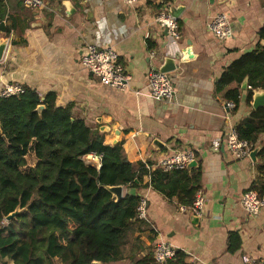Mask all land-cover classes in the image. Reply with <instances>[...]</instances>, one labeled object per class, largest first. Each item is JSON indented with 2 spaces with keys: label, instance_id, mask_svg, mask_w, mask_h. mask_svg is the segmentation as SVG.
I'll use <instances>...</instances> for the list:
<instances>
[{
  "label": "crops",
  "instance_id": "1",
  "mask_svg": "<svg viewBox=\"0 0 264 264\" xmlns=\"http://www.w3.org/2000/svg\"><path fill=\"white\" fill-rule=\"evenodd\" d=\"M45 1L46 7L35 13L23 0H4L7 16H19L22 25L9 34L0 31V39L8 41L0 61V90L18 82L43 97L56 92L59 105L73 104L74 115L103 133L106 144L122 143L133 164L156 168L166 155L186 149L195 151V167L203 164L201 189L207 203L199 220L181 211L176 197L154 190L150 175H144L139 195L147 198L148 220H134L121 257L110 264L154 259L161 240L185 252L186 264H245L244 255L264 260V209L251 216L241 204L243 194L264 179L258 170L264 160L258 154L255 159L251 155L238 159L225 143L230 126H237L253 107L247 104V90L241 88L235 111L216 92L225 68L256 49L264 25V0H137L133 5L124 0ZM161 12L175 15L179 40L173 41L157 21ZM219 14L226 16L233 31L224 41L209 29ZM103 16L131 29L115 46L133 76L125 92L103 84L81 62L94 22ZM167 56L177 59V68L170 73L175 95L158 101L147 95V78ZM263 147L264 133L255 145L258 151ZM232 232L239 235V242L232 244Z\"/></svg>",
  "mask_w": 264,
  "mask_h": 264
},
{
  "label": "trees",
  "instance_id": "2",
  "mask_svg": "<svg viewBox=\"0 0 264 264\" xmlns=\"http://www.w3.org/2000/svg\"><path fill=\"white\" fill-rule=\"evenodd\" d=\"M0 0V31L18 30L19 16H7ZM25 16V23L28 22ZM264 25L258 31L256 49L227 66L216 83V92L240 105L241 85L249 79L247 104L255 89L264 90ZM236 84L234 87H230ZM25 86V85H24ZM44 105L42 112L37 110ZM74 105H59L56 92L44 97L25 86L22 94L0 97V264H110L121 257L126 234L137 218L143 177L168 198L192 205L201 186L202 162L186 170L148 169L127 160L122 143L108 145L105 135L73 113ZM239 137L255 148L264 133V106L251 109L237 124ZM95 154L101 166L84 156ZM264 160V147L258 152ZM264 176V163L258 166ZM139 181V183L136 182ZM135 188L117 201L105 186ZM253 189L264 195V179ZM18 206L28 207L11 222L5 216ZM232 244L239 235L232 232ZM186 254L165 264H186ZM141 264H155L145 259Z\"/></svg>",
  "mask_w": 264,
  "mask_h": 264
},
{
  "label": "built area",
  "instance_id": "3",
  "mask_svg": "<svg viewBox=\"0 0 264 264\" xmlns=\"http://www.w3.org/2000/svg\"><path fill=\"white\" fill-rule=\"evenodd\" d=\"M126 4L133 5L137 0H124ZM24 4L33 10H42L46 7L45 0H23ZM157 21L164 26L173 41L181 38L176 18L168 13L161 12L157 16ZM209 29L215 37L224 41L232 34V27L225 15L219 14L213 18L209 24ZM130 28L123 23L110 22L106 16L100 17L94 22V32L92 38L85 43L87 53L82 57V65L96 75L103 84L109 85L120 91L129 90L133 81V76L126 70L125 66L120 62L115 46L121 40L130 35ZM147 95L158 101H170L175 95V86L170 73L161 72L155 69L149 72L147 78ZM25 86L22 83L14 82L3 85L0 90V97H9L22 94ZM230 109L235 108L234 102H227ZM228 150L238 159L250 157L254 146L247 140L239 137L236 126H230L225 140ZM216 148L220 147L215 142ZM89 158L97 160L98 168L101 162L95 154L84 156V160L92 164ZM197 162L194 150L186 149L174 151L159 160L157 167L164 171L186 170ZM93 165V164H92ZM152 169V166H146ZM207 199L203 190L200 188L195 194L192 205L181 204L180 209L183 212L191 213L193 216L201 217L205 209ZM241 204L244 210L251 216L259 215L264 209V196H261L256 189L246 191L242 198ZM147 198L141 196V200L137 207V218L148 220L147 215ZM178 249L171 243L161 240L157 243L154 251V259L159 264H165L176 258ZM245 264H264V260L257 259L250 255L243 256Z\"/></svg>",
  "mask_w": 264,
  "mask_h": 264
},
{
  "label": "water",
  "instance_id": "4",
  "mask_svg": "<svg viewBox=\"0 0 264 264\" xmlns=\"http://www.w3.org/2000/svg\"><path fill=\"white\" fill-rule=\"evenodd\" d=\"M38 12H39L38 10L35 11V13H38ZM172 15L175 16L174 14H172ZM7 46H8V41L4 38H1L0 39V61H2L5 58ZM176 68H177V59L174 57H171V56H167L165 58L164 63L159 67V70L161 72L171 73V72H174L176 70ZM241 88L243 90H247L250 88L248 77H246L244 79V81L242 82ZM262 106H264V90L263 89H255L254 95H253L252 107H253V109H258ZM44 109H45L44 105H39L37 108V110L39 112H42ZM0 135L5 137V135L3 134V130L1 128V126H0ZM117 143H118V141L114 142V144H117ZM258 152H259L258 148H254L251 152V157L253 159H255ZM195 165H196V162H194L191 165V167L195 166ZM136 182L139 183L138 180H136ZM105 188L113 194V196L116 198L117 201L124 198L126 193L131 194V195H137V190L135 188L126 189L125 186H123V185L105 186ZM27 208L28 207L22 208L21 206H18L15 211H13L9 215L5 216V221L11 222L13 219H15L17 216L22 214L25 210H27ZM195 218L199 220L198 216H195ZM96 263L100 264V262H96Z\"/></svg>",
  "mask_w": 264,
  "mask_h": 264
},
{
  "label": "rangeland",
  "instance_id": "5",
  "mask_svg": "<svg viewBox=\"0 0 264 264\" xmlns=\"http://www.w3.org/2000/svg\"><path fill=\"white\" fill-rule=\"evenodd\" d=\"M89 160H90V162H91L93 165L97 164V160H96V159H94V158H89Z\"/></svg>",
  "mask_w": 264,
  "mask_h": 264
}]
</instances>
